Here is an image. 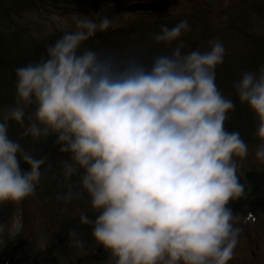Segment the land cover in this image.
Listing matches in <instances>:
<instances>
[{
  "label": "clouds",
  "instance_id": "1",
  "mask_svg": "<svg viewBox=\"0 0 264 264\" xmlns=\"http://www.w3.org/2000/svg\"><path fill=\"white\" fill-rule=\"evenodd\" d=\"M52 19L61 35L15 68L14 104L0 109V202L33 197L53 167L42 174L48 156L20 140L52 138L66 157L67 191L57 199L86 200L92 215L81 211L79 223L108 264H228L242 231L231 205L251 188L239 170L249 146L226 125L238 100L255 118V157L264 162V63L242 70L226 96L216 83L226 56L217 38L205 51L184 52L179 42L170 54H125L87 46L119 27L114 19L73 14L71 27ZM189 31L187 20L161 24L150 39L170 48ZM69 237L83 245L76 229Z\"/></svg>",
  "mask_w": 264,
  "mask_h": 264
},
{
  "label": "rangeland",
  "instance_id": "2",
  "mask_svg": "<svg viewBox=\"0 0 264 264\" xmlns=\"http://www.w3.org/2000/svg\"><path fill=\"white\" fill-rule=\"evenodd\" d=\"M28 1L29 3L19 9L10 10L3 23L9 33H14L20 40H27V43H35L60 31L62 24L53 20L54 16L61 20L67 18L69 27L72 26L73 14L93 19L107 16L127 29L122 35L123 41L115 43L118 52L125 54L147 52L151 55L157 53L154 52L156 50L170 54L179 42L183 43L184 52L197 49L205 51L209 48L210 40L219 39L225 47L226 56L223 65L216 70V83L224 92L232 90L231 83L239 79L242 70L254 69L264 63V47L246 42L247 39L264 37V9L250 11L248 14L243 11L240 13L239 7L244 2L258 0H85L80 4L81 8L76 4L53 6L48 0ZM136 1H162L168 3L169 7L164 12L123 9ZM238 12L248 15L235 22L244 32L243 36L235 38L231 33L230 21ZM189 16L194 19L189 21L191 31L183 34L170 48L156 45L150 39L153 33L159 32L161 24H168L176 19L188 20L186 17ZM111 47L110 44H101L99 50L109 51ZM5 74L0 73V109L14 104L15 101L5 93L7 89L12 90L11 87H15ZM10 135L13 139H19V130L15 125L10 128ZM244 140L249 146V155L240 161V172L261 171L264 162L255 157V148L260 141L255 134ZM20 142L26 149H32L30 139ZM41 172L43 174L45 169L41 168ZM66 191L62 177H55L48 171L46 175H42L41 185L37 187L33 197L19 203L0 202V255L7 245L16 244L20 240L30 258L52 255L57 264H95L91 257L97 243L91 236V228L79 223L81 211L88 212L89 215L92 213L88 210L86 200L68 204L58 200L57 195H63ZM240 214L242 219L237 226L242 231L234 249V256L228 264H264V214L257 217L244 216V212ZM244 218H247L246 222ZM72 229L80 234L82 246L69 237Z\"/></svg>",
  "mask_w": 264,
  "mask_h": 264
},
{
  "label": "trees",
  "instance_id": "3",
  "mask_svg": "<svg viewBox=\"0 0 264 264\" xmlns=\"http://www.w3.org/2000/svg\"><path fill=\"white\" fill-rule=\"evenodd\" d=\"M53 6H63L64 4H76L80 7V4L85 0H48ZM28 0H0V73L4 72L8 81L14 84L16 83L15 68L22 66L30 61H35L39 59L41 53L45 51V45L51 44L61 35V31H57L51 34L49 37L39 39L35 43H27V40H20L19 37L15 36L14 33H9L6 30V26L3 25L6 18L9 16V11L14 9H19L23 7ZM245 4L240 5V13H248L250 11L262 10L264 9V0H258V2H244ZM242 6V7H241ZM254 8V9H253ZM239 12L231 18L230 28L231 33L237 36H243L244 32L242 27L236 26L235 22L238 19H245L247 15L240 14ZM242 15V16H240ZM192 16V15H191ZM186 17L189 21H193V17ZM182 19L173 20L171 23L166 24L168 27H172ZM191 21V22H192ZM170 24V25H169ZM6 27V28H5ZM127 32L126 27L119 26L118 28L109 29L105 33H98L93 39L87 42V46L94 47L99 50L101 44L112 45L109 51H118L117 42L123 41L122 35ZM248 44H257L264 47V37H258L254 39H247ZM31 43V44H30ZM24 44V45H23ZM26 44V45H25ZM98 45V47H97ZM107 51V50H106ZM159 53H168L167 51H154ZM264 58V55H263ZM249 66L254 67L253 64ZM12 90L7 89L6 94L8 98L15 99V87H11ZM226 96L232 94V90L222 91ZM4 94V93H3ZM1 94V95H3ZM232 99L237 100V98L232 95ZM256 121L251 112L246 106H241L237 100V108L235 113L231 114V119L227 123L229 130H239L243 139L250 138V135L255 134ZM32 151L36 153L37 156L47 155L48 161L42 169L47 168V164H52L51 175L55 177L60 176V166L59 160L66 157L59 153L58 147H53V140L49 138L47 141H41L40 143L33 144ZM246 176V183L250 186L251 190L247 192V198L241 201L235 202L231 205L235 213H245L244 216H248L251 212L254 217L260 214H264V167L261 171H245L242 172ZM242 182L244 178L242 177ZM247 191V188H246ZM4 209V208H3ZM0 210L1 206H0ZM1 213V212H0ZM109 253L106 252L102 246L98 244L95 245L94 252L91 257V261L95 264H108ZM0 264H57L53 256H45L30 258L22 242L19 240L16 244H10L5 247L0 255Z\"/></svg>",
  "mask_w": 264,
  "mask_h": 264
},
{
  "label": "water",
  "instance_id": "4",
  "mask_svg": "<svg viewBox=\"0 0 264 264\" xmlns=\"http://www.w3.org/2000/svg\"><path fill=\"white\" fill-rule=\"evenodd\" d=\"M169 5L162 1H136L124 6L126 11L164 12Z\"/></svg>",
  "mask_w": 264,
  "mask_h": 264
}]
</instances>
